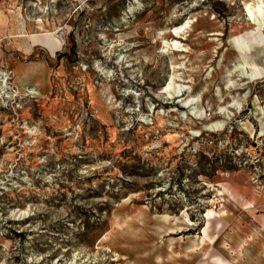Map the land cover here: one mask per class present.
Segmentation results:
<instances>
[{
    "label": "rangeland",
    "instance_id": "374dc122",
    "mask_svg": "<svg viewBox=\"0 0 264 264\" xmlns=\"http://www.w3.org/2000/svg\"><path fill=\"white\" fill-rule=\"evenodd\" d=\"M9 34L45 51L10 58ZM38 60L44 89L17 74ZM188 241L194 264H264V0H0V264Z\"/></svg>",
    "mask_w": 264,
    "mask_h": 264
},
{
    "label": "crops",
    "instance_id": "0c3cea01",
    "mask_svg": "<svg viewBox=\"0 0 264 264\" xmlns=\"http://www.w3.org/2000/svg\"><path fill=\"white\" fill-rule=\"evenodd\" d=\"M42 21L41 20L38 21V27H39L38 29L44 28L45 24ZM38 32L39 31L37 30V31L32 32V33L27 32V34H48V33H38ZM15 37H16V35H13V34H9V35H6L4 37V38L9 40L7 43V45H8L7 54L9 57L10 56L14 57L16 54L20 57H23V58L28 57V56L38 57L42 54V52L45 51L43 48L44 46H41V44H35L34 45L32 40H31L32 44L26 46L27 49L19 48V47L15 46V44H13V42H12V39H14ZM47 69H48L47 60H38L37 62L30 63V65L26 64V66L19 67L17 69V71H18L17 74L20 75L23 72H29V73H33V72L36 73L37 72V73H39V79L42 80L41 81L42 82V88L44 89L47 86V83L49 82ZM29 85H33V84L30 83ZM173 234H175V232H172L169 235H173ZM113 237H114V233H113V229H112L104 239V241H106L105 242L106 245H108L110 247V249H113V247H112ZM171 243L167 244L165 247H160L161 249H159V251L160 252L164 251V250H162L164 248V249H166V252H165L166 254L160 255V256H157L158 254H154L153 259L151 258L152 264H194L195 261L193 259V256L195 255V257H197V258L201 256V253L200 254H193L194 252H192L193 251L192 250V248H193L192 241L184 242L185 244L183 245L184 246L183 249L180 248L179 250L173 249V248H175V246L173 245V242H171ZM243 245H246V244L245 243L244 244L239 243L238 246L242 247ZM222 246L220 244H218V247H222ZM201 247H202L201 249L203 250L204 246L201 245ZM129 248L131 249V246ZM155 249H156V247H155ZM113 251H114V249H113ZM137 251H139V249ZM180 255H183V256H180ZM156 257L158 258V260L156 259ZM238 258L240 260L242 259V255L240 253H239ZM197 261H198V259H197Z\"/></svg>",
    "mask_w": 264,
    "mask_h": 264
},
{
    "label": "bare ground",
    "instance_id": "6f19581e",
    "mask_svg": "<svg viewBox=\"0 0 264 264\" xmlns=\"http://www.w3.org/2000/svg\"><path fill=\"white\" fill-rule=\"evenodd\" d=\"M190 27H191V22L190 21H188V22H185V24H183L182 26H180V27H176L174 30H172L171 31V34H173L175 37H179L181 34H183L185 31H186V29H190ZM164 44H165V46L167 47V48H169V47H173V49L175 50V51H178L179 52V49H180V43L178 42V41H176V42H174V43H172V45L171 44H169L167 41H165L164 42ZM3 83H4V86L3 87H7L8 86V79H4L3 80ZM5 92V91H4ZM180 93H182V90H181V92ZM123 222V223H122ZM127 221H125V219L124 220H119V222L118 223H116V225L115 226H113V230L115 229H118V231H122V230H124V229H130L131 228V225H133V223H135V222H133V221H131V222H128V226H126L125 228L123 227V228H121V226L120 225H122V224H127L126 223ZM118 231H116V232H118ZM122 256H124V255H121V254H117V256H116V259H115V261H121V260H124V259H122ZM157 258V257H156ZM126 264H141V263H139V262H137V261H130V262H128V263H126Z\"/></svg>",
    "mask_w": 264,
    "mask_h": 264
}]
</instances>
